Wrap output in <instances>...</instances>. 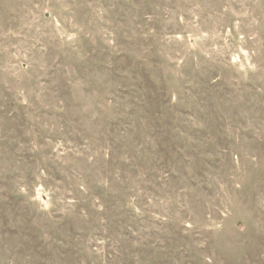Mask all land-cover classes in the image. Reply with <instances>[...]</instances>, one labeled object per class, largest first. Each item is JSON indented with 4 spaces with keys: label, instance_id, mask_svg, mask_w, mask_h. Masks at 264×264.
Returning <instances> with one entry per match:
<instances>
[{
    "label": "rangeland",
    "instance_id": "rangeland-1",
    "mask_svg": "<svg viewBox=\"0 0 264 264\" xmlns=\"http://www.w3.org/2000/svg\"><path fill=\"white\" fill-rule=\"evenodd\" d=\"M0 264H264V0H0Z\"/></svg>",
    "mask_w": 264,
    "mask_h": 264
}]
</instances>
